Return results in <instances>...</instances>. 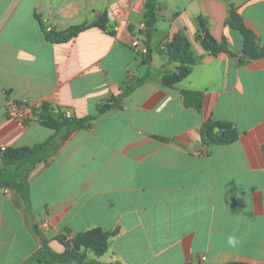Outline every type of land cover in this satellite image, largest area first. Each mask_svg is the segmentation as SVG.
Returning <instances> with one entry per match:
<instances>
[{
    "label": "crops",
    "instance_id": "crops-1",
    "mask_svg": "<svg viewBox=\"0 0 264 264\" xmlns=\"http://www.w3.org/2000/svg\"><path fill=\"white\" fill-rule=\"evenodd\" d=\"M153 2L156 21L135 49L146 0H0V147H31L55 133L8 118L7 99L84 120L28 177L33 222L55 254L65 250L60 235L119 226L106 253L87 256L264 264V57L241 63L242 36L226 23L233 8L264 50V0ZM198 18L229 54L203 50ZM48 26L68 37L48 41ZM181 32L201 60L166 87L163 77L180 64L158 48ZM130 86L120 105L98 114ZM180 90L203 92L202 114L183 106ZM207 119L230 123L237 139L203 144ZM39 249L24 202L0 190V264H23Z\"/></svg>",
    "mask_w": 264,
    "mask_h": 264
},
{
    "label": "trees",
    "instance_id": "trees-1",
    "mask_svg": "<svg viewBox=\"0 0 264 264\" xmlns=\"http://www.w3.org/2000/svg\"><path fill=\"white\" fill-rule=\"evenodd\" d=\"M146 13L143 22L145 24L144 34L148 37V31L153 27L156 21L155 4L153 0H146ZM104 21V20H103ZM227 25L238 31L243 39L241 63L264 57V50L259 49L256 44V37L252 31L247 29L243 24L238 13L231 8L228 12ZM200 31L205 34L202 37L197 34L195 39L200 43L205 52L216 56L219 53H227L225 42H217L207 34V28L201 18L197 19ZM81 27L73 28L70 35L76 34ZM45 37L48 41H58L65 39V35L59 32H46ZM158 51L167 57V62L179 63L180 66L176 73L165 75L161 81L166 87H173L175 83L186 77L191 66L199 63L201 57H197L190 49V44L184 34L178 33L171 40L165 42ZM144 78L135 83L138 85L144 82ZM134 86L127 87L121 96L115 100L114 104L99 107L98 114L120 105L122 99L126 97ZM182 104L185 108L193 109L198 114H202L203 92L180 90ZM89 117L87 120H92ZM39 122L42 125L54 130V135L42 143L35 144L31 147L9 148L4 151L0 150V190H10L18 195L25 204L26 216L32 223V228L39 240L40 249L23 264H120L119 262L102 263L98 260L91 259L87 252H92L95 256H102L109 248V240L119 234L120 227L116 226L113 230L103 231L99 228L90 229L76 234L71 238L60 235L57 240L64 246L65 250L61 254H55L49 250L47 240L39 231L33 222L29 210V186L28 177L39 163H45L52 158L59 148V144L66 141L73 131L85 126L84 120L66 119L59 113H54L48 106L43 105L39 114ZM201 142L207 146H220L232 143L237 139L236 130L230 123L213 121L207 119L202 123L200 130ZM161 139V138H160ZM67 234V231H66Z\"/></svg>",
    "mask_w": 264,
    "mask_h": 264
},
{
    "label": "built area",
    "instance_id": "built-area-1",
    "mask_svg": "<svg viewBox=\"0 0 264 264\" xmlns=\"http://www.w3.org/2000/svg\"><path fill=\"white\" fill-rule=\"evenodd\" d=\"M144 30H145V24L144 22H142L138 26V32L135 38H133L131 42L132 48H135V49L139 48V41H143L145 38ZM45 31L46 32L51 31L49 26L45 29ZM141 52L145 53V50L142 49ZM42 106L43 104H27V103H21V102L7 99L6 105H5V112L8 118L14 120L21 126H26L30 122L39 121V114H40ZM64 118L70 119L69 114L64 115ZM0 150L4 151L5 148L0 147ZM205 259L206 258L203 256L200 258V261L203 262L205 261Z\"/></svg>",
    "mask_w": 264,
    "mask_h": 264
},
{
    "label": "clouds",
    "instance_id": "clouds-1",
    "mask_svg": "<svg viewBox=\"0 0 264 264\" xmlns=\"http://www.w3.org/2000/svg\"><path fill=\"white\" fill-rule=\"evenodd\" d=\"M228 243L231 246H235V244H236V238L235 237H229Z\"/></svg>",
    "mask_w": 264,
    "mask_h": 264
}]
</instances>
